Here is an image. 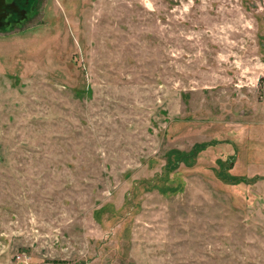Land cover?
<instances>
[{
    "label": "rangeland",
    "instance_id": "rangeland-1",
    "mask_svg": "<svg viewBox=\"0 0 264 264\" xmlns=\"http://www.w3.org/2000/svg\"><path fill=\"white\" fill-rule=\"evenodd\" d=\"M0 264H264V0L0 30Z\"/></svg>",
    "mask_w": 264,
    "mask_h": 264
},
{
    "label": "flooded vegetation",
    "instance_id": "flooded-vegetation-1",
    "mask_svg": "<svg viewBox=\"0 0 264 264\" xmlns=\"http://www.w3.org/2000/svg\"><path fill=\"white\" fill-rule=\"evenodd\" d=\"M36 2L37 0H0V16H5L0 18V29L21 26L32 15Z\"/></svg>",
    "mask_w": 264,
    "mask_h": 264
},
{
    "label": "water",
    "instance_id": "water-1",
    "mask_svg": "<svg viewBox=\"0 0 264 264\" xmlns=\"http://www.w3.org/2000/svg\"><path fill=\"white\" fill-rule=\"evenodd\" d=\"M4 17H5V16H0V18H4ZM5 24H7V23H5ZM6 26H7V25H6ZM6 26H5V27H6ZM0 30H3V29H0Z\"/></svg>",
    "mask_w": 264,
    "mask_h": 264
}]
</instances>
